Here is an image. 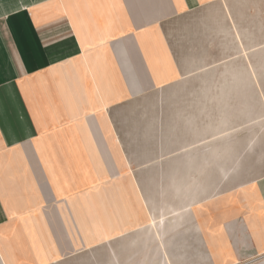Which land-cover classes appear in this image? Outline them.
I'll list each match as a JSON object with an SVG mask.
<instances>
[{
    "label": "crops",
    "instance_id": "crops-1",
    "mask_svg": "<svg viewBox=\"0 0 264 264\" xmlns=\"http://www.w3.org/2000/svg\"><path fill=\"white\" fill-rule=\"evenodd\" d=\"M226 1L0 0V264L91 256L99 243L140 223L147 207L142 186L161 184L157 158L179 150L158 140L167 117L161 92L183 74L168 27ZM239 72L230 80L234 88ZM247 74L256 89L252 64ZM224 125L211 135L230 132ZM261 137L264 129H250L245 150L235 142L203 150L214 154L203 164L218 167L228 151L229 167L243 151L261 155L250 164L256 174L251 170L248 187L225 196L212 214L202 211V245L214 260L201 264L264 254Z\"/></svg>",
    "mask_w": 264,
    "mask_h": 264
},
{
    "label": "rangeland",
    "instance_id": "rangeland-1",
    "mask_svg": "<svg viewBox=\"0 0 264 264\" xmlns=\"http://www.w3.org/2000/svg\"><path fill=\"white\" fill-rule=\"evenodd\" d=\"M257 1V7L251 8V0H227L198 8L182 23L168 27L183 74L178 83L161 92L167 117L162 122L166 131L158 140L179 150L163 152L157 158L163 162L161 184L142 186L147 207L140 223L112 242L99 243L91 256L82 252L77 259L60 264H185V257L193 260L189 264L214 260L202 245V211L208 209L212 214L223 205L225 196L248 187L250 164L261 155L236 153L238 163L229 167L234 153L228 151L220 167L203 164V156L208 155L203 150L208 146L232 147L235 142L237 150H245L250 129L259 134L264 129V0ZM251 64L258 77L257 88L252 90L245 82ZM234 70L241 71L239 88L230 83ZM251 113L256 119L252 124ZM223 125L230 132L211 135L212 129ZM258 140L264 145L262 137ZM208 157L214 160L212 152ZM186 160L189 168L179 167ZM252 171L255 175L256 170ZM170 175L175 177L173 181ZM237 264H264V254Z\"/></svg>",
    "mask_w": 264,
    "mask_h": 264
}]
</instances>
